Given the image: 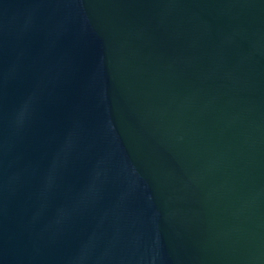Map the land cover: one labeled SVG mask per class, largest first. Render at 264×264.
Segmentation results:
<instances>
[{
	"label": "water",
	"instance_id": "obj_1",
	"mask_svg": "<svg viewBox=\"0 0 264 264\" xmlns=\"http://www.w3.org/2000/svg\"><path fill=\"white\" fill-rule=\"evenodd\" d=\"M0 264H264V0H0Z\"/></svg>",
	"mask_w": 264,
	"mask_h": 264
}]
</instances>
